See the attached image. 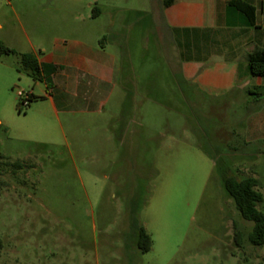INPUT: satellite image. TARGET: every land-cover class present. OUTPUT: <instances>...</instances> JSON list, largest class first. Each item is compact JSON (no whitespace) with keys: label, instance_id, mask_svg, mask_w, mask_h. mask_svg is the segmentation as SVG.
Masks as SVG:
<instances>
[{"label":"rangeland","instance_id":"374dc122","mask_svg":"<svg viewBox=\"0 0 264 264\" xmlns=\"http://www.w3.org/2000/svg\"><path fill=\"white\" fill-rule=\"evenodd\" d=\"M27 1L0 0V42L16 50L0 52V264H264V245L249 240L254 222L222 181L223 142L246 105L186 102L168 61L170 32L137 24L151 2L119 0L130 9L118 10L101 0L98 26L115 20L105 41L127 70L132 103H119L117 89L95 113H56L20 62L34 37ZM149 79L159 103H133ZM19 90L32 93L24 108ZM256 167L264 193V155ZM139 227L152 237L147 252Z\"/></svg>","mask_w":264,"mask_h":264},{"label":"crops","instance_id":"0c3cea01","mask_svg":"<svg viewBox=\"0 0 264 264\" xmlns=\"http://www.w3.org/2000/svg\"><path fill=\"white\" fill-rule=\"evenodd\" d=\"M105 1L108 2L102 5L109 3L108 7L118 10L130 9L117 6L119 0ZM244 1L255 7L254 24L231 0H173L170 5H165L164 0H148L151 6L140 11L144 15L137 19V24L142 27L156 24L159 32H170L174 53L168 61L175 85L182 90L186 102L201 95L228 97L246 105L238 126L227 132L228 140L223 143L228 153L220 160L226 170L251 168L250 173L242 176L258 178L261 186L256 162L264 155V76L250 72L247 54L264 48V0ZM100 2L28 0L26 3L34 37L29 36L31 50L21 54L32 53L40 63L56 67L50 75V85L40 80L46 86L44 97L56 113H95L117 89L122 90L119 103L124 106L132 103L128 100L131 91L127 70L119 64V54L110 49V42L105 41L115 20L112 18L110 27L101 30L98 21L103 9L98 16L92 14L93 7ZM142 88L143 93H137L138 99L134 98L133 103H159L154 81L145 80ZM144 125L140 122V126Z\"/></svg>","mask_w":264,"mask_h":264},{"label":"trees","instance_id":"16d2710c","mask_svg":"<svg viewBox=\"0 0 264 264\" xmlns=\"http://www.w3.org/2000/svg\"><path fill=\"white\" fill-rule=\"evenodd\" d=\"M173 0H164L165 5H170ZM238 10L244 12L250 23H255V7L244 0H231ZM101 9L94 6L92 9L93 16H98ZM1 53H16L15 49L7 47L0 42ZM250 72L255 76H264V48L255 49L247 54ZM20 62L25 71L35 80H45L51 84L50 75L56 70L53 65L42 64L32 53L20 54ZM0 153V161L4 159ZM15 167H23V162H14ZM229 170L222 172V181L228 194L234 199L235 204L242 217L246 220L253 221L254 226L249 233V240L254 245H264V211L260 204L264 201V193L260 189V182L255 177H238L229 174ZM237 244L241 245L242 234L240 231L235 232ZM152 245V237L144 227L138 228V247L147 252ZM3 248V242L0 239V254Z\"/></svg>","mask_w":264,"mask_h":264},{"label":"built area","instance_id":"2783aa9c","mask_svg":"<svg viewBox=\"0 0 264 264\" xmlns=\"http://www.w3.org/2000/svg\"><path fill=\"white\" fill-rule=\"evenodd\" d=\"M17 94L20 98V107L24 108V107L28 106L32 93L31 92H25L23 90H19Z\"/></svg>","mask_w":264,"mask_h":264}]
</instances>
